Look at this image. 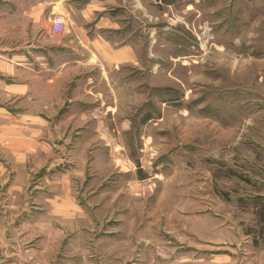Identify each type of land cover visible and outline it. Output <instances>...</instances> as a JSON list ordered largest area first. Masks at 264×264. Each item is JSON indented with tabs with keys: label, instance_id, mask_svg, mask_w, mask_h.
<instances>
[{
	"label": "rangeland",
	"instance_id": "rangeland-1",
	"mask_svg": "<svg viewBox=\"0 0 264 264\" xmlns=\"http://www.w3.org/2000/svg\"><path fill=\"white\" fill-rule=\"evenodd\" d=\"M144 3L152 49L141 35L138 61L103 71L104 129L60 132L93 237L139 264H264V0Z\"/></svg>",
	"mask_w": 264,
	"mask_h": 264
},
{
	"label": "crops",
	"instance_id": "crops-1",
	"mask_svg": "<svg viewBox=\"0 0 264 264\" xmlns=\"http://www.w3.org/2000/svg\"><path fill=\"white\" fill-rule=\"evenodd\" d=\"M149 1L0 0V264H139L119 235L93 237L94 192L78 198L77 174L57 147L81 120L104 129L102 99L115 80L103 71L138 61L141 35L152 49ZM56 15L66 22L61 37L52 33ZM72 72L71 96L58 106Z\"/></svg>",
	"mask_w": 264,
	"mask_h": 264
},
{
	"label": "built area",
	"instance_id": "built-area-1",
	"mask_svg": "<svg viewBox=\"0 0 264 264\" xmlns=\"http://www.w3.org/2000/svg\"><path fill=\"white\" fill-rule=\"evenodd\" d=\"M66 30V22L64 17L57 16L52 22V33L54 36H60Z\"/></svg>",
	"mask_w": 264,
	"mask_h": 264
}]
</instances>
